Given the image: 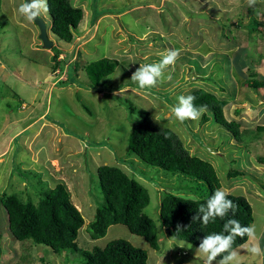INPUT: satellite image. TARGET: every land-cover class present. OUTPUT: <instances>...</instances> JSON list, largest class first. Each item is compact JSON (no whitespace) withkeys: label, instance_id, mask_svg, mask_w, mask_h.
Wrapping results in <instances>:
<instances>
[{"label":"rangeland","instance_id":"1","mask_svg":"<svg viewBox=\"0 0 264 264\" xmlns=\"http://www.w3.org/2000/svg\"><path fill=\"white\" fill-rule=\"evenodd\" d=\"M18 1L0 0V198L16 194L36 204L43 192L62 183L84 220L76 240L81 249L123 239L146 251L147 264H205L197 247L162 227L160 202L164 189L177 191L174 179L128 151L131 128L146 111L158 127L174 131L190 155L212 164L221 190L247 199L257 240L235 250L240 264H264V256L248 251L264 240V162L259 161L264 132L257 129L264 127V89L243 84L264 79V0L253 7L247 0H69L82 10L70 43L53 35L49 13L41 17L63 53L53 71V53L42 49L36 27L18 14L23 0ZM252 16L259 27L249 32ZM170 49L180 50L169 69L172 80L139 88L132 73L159 62ZM104 58L117 60L118 67L97 89L88 87L82 67ZM197 89L226 101L223 114L239 124L238 140L209 111L205 124L175 119L177 97ZM102 165L119 167L147 189L144 212L155 222L159 250L122 225L108 227L101 239L89 238L85 229L103 199ZM229 171L240 175L228 178ZM80 259L16 241L0 202V264H79Z\"/></svg>","mask_w":264,"mask_h":264},{"label":"trees","instance_id":"2","mask_svg":"<svg viewBox=\"0 0 264 264\" xmlns=\"http://www.w3.org/2000/svg\"><path fill=\"white\" fill-rule=\"evenodd\" d=\"M47 2L52 22L51 32L64 43H70L73 31L82 20V10L73 7L69 0ZM248 26L249 32L259 27L254 16L251 17ZM51 52L53 71L60 66L57 59L63 53L54 46ZM118 64L115 59L105 58L85 64L82 71L88 81V87L97 89L104 78L115 72ZM243 84L252 89H264V79L249 78ZM190 95L196 98L194 101L196 107L206 105L207 111L212 113L214 122L231 133L235 139H239V124L227 121L224 117L225 100H219L203 89L193 90ZM83 108L89 113L85 105ZM129 110L132 112V107H129ZM142 116L128 135L129 153L144 164L162 171L165 176L173 178L174 187L178 185L175 193L164 189L161 198L160 220L166 233L198 248L206 235L227 234L223 225L228 219H236L242 226H252L254 218L250 203L244 196L233 194L227 199L237 205L234 215L230 211L223 220L217 218L215 223L210 222L208 225L202 224L199 219L193 220L194 216L201 215L199 207L206 205L216 190H221L216 171L210 162L190 155L174 131L158 127L146 111H143ZM209 119L204 112L200 117V124L207 123ZM257 129L264 132L262 126ZM259 161L263 163L264 159L259 158ZM239 175L240 172L237 171L227 173L228 178ZM98 179L103 199L95 209L93 220L85 229L89 238L101 239L108 227L122 225L132 235L143 238L150 248L159 250L155 222L144 212L150 201L147 189L115 166H100ZM38 185L41 186L40 183ZM0 202L7 214L9 232L16 241H31L34 245H43L57 256H64L68 252L72 255L79 254L82 257L79 264H147L146 251L134 247L123 239L112 240L103 248L94 247L90 251L81 249L76 240L84 220L62 183L43 192L36 204L32 199L24 201L16 194L4 195ZM247 242H249L247 236L236 237L233 249ZM260 242L263 244L260 248L264 250V240ZM222 255L215 260L219 261Z\"/></svg>","mask_w":264,"mask_h":264},{"label":"clouds","instance_id":"3","mask_svg":"<svg viewBox=\"0 0 264 264\" xmlns=\"http://www.w3.org/2000/svg\"><path fill=\"white\" fill-rule=\"evenodd\" d=\"M257 2L258 0H247L249 7H253ZM17 11L26 21L34 23L36 18H41L49 13V6L47 0H30V2L24 0ZM179 57V49H170L159 62L139 66L132 73L131 80L136 82L139 88L149 90L164 79L171 81L172 71L169 69L176 64ZM166 73L167 75H165ZM195 99L192 95L177 97L178 104L172 108V113L177 121L183 123L185 120H199L207 111L206 105L196 107ZM229 195L227 190H216L207 200L206 205L199 207L198 211L201 215L194 216L193 220L199 219L202 224L208 225L210 222L215 223L217 218L223 220L230 211L234 215L237 205L227 199ZM223 229L227 234L211 233L204 236L199 243L197 250L204 258L205 264H212L222 254L224 255L218 264H240L239 253L233 249L236 237L247 236L252 241L257 240L254 226H242L236 219H228L223 225ZM248 251L254 256H264V250L260 248L258 242L253 243Z\"/></svg>","mask_w":264,"mask_h":264},{"label":"water","instance_id":"4","mask_svg":"<svg viewBox=\"0 0 264 264\" xmlns=\"http://www.w3.org/2000/svg\"><path fill=\"white\" fill-rule=\"evenodd\" d=\"M25 2H30V0H25ZM33 25L36 27L38 31L37 39L40 41L42 49L51 50L54 44L52 40H50L48 37V26L46 25L44 20L38 17L34 20Z\"/></svg>","mask_w":264,"mask_h":264},{"label":"crops","instance_id":"5","mask_svg":"<svg viewBox=\"0 0 264 264\" xmlns=\"http://www.w3.org/2000/svg\"><path fill=\"white\" fill-rule=\"evenodd\" d=\"M19 1H22V0H19ZM19 1H18V2H19ZM15 4H16V3H14V6H15ZM20 4H21V2L18 3V5H20ZM32 24H33V23H32ZM241 250H242V248H241ZM241 252H243V251H241Z\"/></svg>","mask_w":264,"mask_h":264},{"label":"bare ground","instance_id":"6","mask_svg":"<svg viewBox=\"0 0 264 264\" xmlns=\"http://www.w3.org/2000/svg\"><path fill=\"white\" fill-rule=\"evenodd\" d=\"M50 16V15H49ZM50 25L49 26H52V22L51 23H49ZM51 28V27H50ZM69 106V105H68Z\"/></svg>","mask_w":264,"mask_h":264}]
</instances>
